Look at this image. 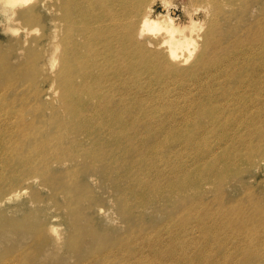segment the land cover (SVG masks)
I'll list each match as a JSON object with an SVG mask.
<instances>
[{
  "label": "rangeland",
  "instance_id": "1",
  "mask_svg": "<svg viewBox=\"0 0 264 264\" xmlns=\"http://www.w3.org/2000/svg\"><path fill=\"white\" fill-rule=\"evenodd\" d=\"M60 2L31 0L43 23L23 28L7 0H0V104L13 114L5 126L9 134H1L12 148L5 151L0 143V232L4 234L0 258L4 252L21 258V263L15 259L13 264H175L169 259L174 253L182 264H264V124L258 122H264V47L239 59L249 66L256 63V70L246 71L241 86L221 80L231 73L204 71L207 59L226 51L224 56L238 49L246 52L255 45L253 40L264 38V0H252L240 14L238 3L236 18L228 20L217 16L207 0H150L153 17L169 10L166 16L186 29L192 17L199 21L197 26L201 23L188 32L192 39L180 57L187 61L179 68H194L193 75L176 74L169 67L156 80L152 67L150 74L134 77L129 84L124 83L128 80L124 75L110 78L111 89L105 90L109 104L133 106L139 87L141 109H147L164 89L170 90L168 101L192 96L197 102L224 89L241 91L257 107L242 108V114L222 120L223 112L195 116L190 110L189 121L183 123L184 110H175L153 139L145 135L144 122L128 130V138L141 135L146 141L140 154L132 156L129 147L123 146L122 160L98 161L80 154L90 151L91 141L62 103L57 60L62 53L58 42L62 27L55 20L61 14ZM220 3L224 12L229 11L231 6L224 0ZM131 4L129 0L112 4L116 23H134L139 18L126 14ZM92 5L93 1L89 10ZM209 31L211 38L206 40ZM154 36L145 33L137 41ZM157 47L146 50L151 55L161 53ZM27 54L31 57L24 60ZM133 63L138 66L139 60L134 58ZM24 65L35 68L30 81H16L8 74ZM255 75L258 79L251 84ZM172 76L183 84L178 85ZM80 82L75 77L72 84ZM82 103L89 109L97 100L85 97ZM141 109L135 108L132 116H141ZM170 118L177 121L175 133L170 130ZM257 130L259 134L251 138ZM164 131L170 133V143L161 145L157 155H145L146 148L162 143ZM36 147L49 154L34 155ZM26 152L33 155L28 162ZM152 240L162 251H147Z\"/></svg>",
  "mask_w": 264,
  "mask_h": 264
},
{
  "label": "bare ground",
  "instance_id": "2",
  "mask_svg": "<svg viewBox=\"0 0 264 264\" xmlns=\"http://www.w3.org/2000/svg\"><path fill=\"white\" fill-rule=\"evenodd\" d=\"M60 1L59 7L61 14L55 20H58V28L62 27L58 41L62 53L57 59L61 93H63L62 103L64 107L67 108L75 124L80 125L81 130L85 132L86 137L91 141L90 151L83 150V153H80L83 157L92 155L95 161H98V159L112 158L122 160L125 154L122 149L123 146L129 147L128 151L131 152L132 156H135L137 153L140 154L145 149L144 145L146 141L141 138V135L137 138H128V130L131 129L132 126L144 122L146 123L145 135L153 139V134H158L159 129L164 127L167 123L166 116L170 115L175 110H184V117L182 118L183 123L189 121L190 110H192L195 116H199L206 112L214 116L223 112L221 117L222 120L224 118H233L235 114H242V108H246L247 110L257 107V105L241 91L237 92L224 89L215 97L208 95L197 102L198 100L196 101L192 96H180L181 98L176 97L168 101V95L166 93L167 91L170 92V90L164 89L162 94L152 99V103L146 107L147 109H141L143 99L139 95L140 93L137 92L139 87H136L137 89H135V92L137 95L134 96V101H131L134 104L133 106L136 107L131 105H129L127 109H124V107H112L109 104V100L107 101L106 99L107 95H105V90L111 89V86L108 88L107 84L110 78L111 80L118 79L124 75L128 79L124 83L129 84L134 77L137 78L144 73L150 74V69L152 67V69L156 71L154 75V79L156 80H159L160 76L165 74V69L169 67L176 74L187 75V77L193 75L194 68H179L181 63L184 64L187 61L186 59H180V57L188 51L189 41L192 39V37L188 36V32L191 33L195 31L196 28L201 27V23L197 26L199 21L196 20L197 23L196 21L194 22L192 17V22L189 23L190 26L187 29L185 25L180 26L181 24L179 25L175 22V19L169 18V14L166 16L169 10L166 8L165 4L164 8L168 10V12L164 14L165 16L162 14V17L160 15L159 17H153L151 15L150 0H129L132 4L131 7L125 11L126 14H133L134 16H139V18L136 19L134 23L127 22L126 24L115 22L116 18L112 14L114 6L111 9L110 7L116 0H102V2L101 0ZM92 1L93 5L89 10ZM251 1L252 0H224L226 5L231 6L229 11L224 12V7H222L220 0H207L210 8L215 10L213 11L217 16L221 14V19L224 20L236 18V12L234 11L238 3L241 5L239 8L240 14L243 12L244 8L250 6ZM7 2L9 6L12 7L14 14H16V19L22 24L23 28H25L26 25L33 27L43 23L39 15L36 14L34 6L30 5L31 0H7ZM214 24L215 21L213 20V25ZM145 33L155 34L156 36L146 42L137 41L138 37ZM210 36L211 33L209 31L206 34V40L207 38H211ZM261 36V39L253 40L255 45L247 47L246 52L240 51L239 49L236 51L237 48H235L234 50L236 53L234 55L224 56L228 52L226 51L221 54L219 53L209 60L207 59V65L204 71L208 74L221 73V75L231 73L228 75V79L227 77H223L221 80L223 82L228 80L230 83L241 86L246 71L250 69L256 70V63L249 66L248 64H242L239 59L244 55L249 56L257 54L260 47H264V38L263 35ZM150 44L158 46L157 48L161 53L154 55L148 53L151 51L146 50V47H150ZM30 57V54H27L24 56V60L30 59ZM134 58L139 60L138 66L133 63ZM37 59L38 58L34 59L33 63ZM170 64L172 66H170ZM238 64H241L239 68H232L233 65ZM14 69L15 70L8 74L16 81H30V78L32 79L35 75V68L28 69V66L25 67V65L22 67H14ZM250 75L251 80L253 71ZM75 77L81 78V82L79 85L73 86L72 81ZM171 79L173 80L174 76H172ZM257 79L255 75L251 84H254ZM174 80L178 85L183 84L180 83L182 81ZM2 87L1 84L0 94ZM198 88L202 91L205 86L201 83ZM85 97H88V99H96L97 104L92 107L90 106L89 109H84L81 107V103ZM0 101H3V98L0 97ZM135 108H140L142 110L141 116H132L131 113H134L133 110H135ZM158 111H161L159 115H154L151 118L148 117L151 113H157ZM226 111L228 114H225ZM161 114H163L164 117H161ZM12 115L13 114L8 113L4 106L0 104V143L5 151L11 149L12 144L8 140L2 141L1 134L4 133L5 136L9 134V130L5 126L10 123ZM174 122L177 125V121L170 118V130L172 133L176 132ZM258 122L264 124L262 121L258 120ZM258 134L259 130L252 132L251 138L256 137ZM169 140L170 133L164 131L162 143L157 142L154 147L146 148L147 151L145 155H157V149L161 145H168V143H170L168 142ZM48 141L51 142L50 140ZM103 146L104 148L107 146L108 150L105 151L104 148L102 149ZM38 147L43 150V144L40 143ZM36 149L38 151L37 147ZM57 153L64 154L62 151H58ZM26 154L28 156L25 162H28L33 155L31 152L30 154L26 152ZM48 154L49 151L41 152L39 150L34 155L46 157ZM70 157H74V155ZM125 157L128 158L127 154ZM159 186L160 184H157V187ZM168 187L170 188V185ZM3 235V232H0V238H2ZM167 244H170V235L168 236ZM173 244L176 245V243ZM147 245L149 247L147 251L151 249L162 251V247L154 240ZM12 248L15 249L16 247L14 246ZM76 250H78V247ZM1 256L0 264H13L15 259L21 263V258L18 257L20 259L18 260L17 255L10 253L5 255L3 252ZM7 256L16 258L12 257L10 260H4V257L6 258ZM139 258L142 260L141 257ZM169 259L170 261H175V264H182L183 262V260L174 253L170 254ZM246 260L247 258H243L242 262L245 263ZM138 264L143 263L141 261ZM217 264L223 263L217 262Z\"/></svg>",
  "mask_w": 264,
  "mask_h": 264
}]
</instances>
